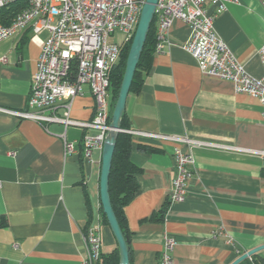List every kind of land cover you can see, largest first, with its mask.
Segmentation results:
<instances>
[{
  "label": "crops",
  "instance_id": "0c3cea01",
  "mask_svg": "<svg viewBox=\"0 0 264 264\" xmlns=\"http://www.w3.org/2000/svg\"><path fill=\"white\" fill-rule=\"evenodd\" d=\"M207 8L214 10L211 3ZM215 30L249 74L264 76L261 0L228 3ZM190 36V25L175 20L141 90L128 95L124 131H133L131 157L142 170L139 190L124 208L130 264H160L166 235L176 240L173 264H232L264 244V108L231 81L203 74L184 48ZM47 37L27 28L0 41V108H27ZM55 110L62 114V105ZM70 114L93 120L88 87L73 99ZM136 131L207 144L190 147ZM94 133L89 126L45 127L0 109V264H82L83 234L92 224L100 226L102 254L118 247L101 219L102 148L84 154L83 138ZM65 140L74 143L72 153H65ZM176 148L195 156L181 202L169 199ZM258 253L264 256V249Z\"/></svg>",
  "mask_w": 264,
  "mask_h": 264
},
{
  "label": "built area",
  "instance_id": "2783aa9c",
  "mask_svg": "<svg viewBox=\"0 0 264 264\" xmlns=\"http://www.w3.org/2000/svg\"><path fill=\"white\" fill-rule=\"evenodd\" d=\"M18 1L26 7L9 24L0 23V41L21 30L30 29L34 36L43 32L48 37L43 44L37 71L25 110H1L23 119H31L43 126L62 123L92 127L94 134L83 138L84 154L102 148L110 130L112 98L110 71L118 62L122 47L136 32L141 10L146 0H0V9ZM236 0H158L155 12L157 49L169 42L172 23L179 19L191 27V36L184 48L196 59L203 74L231 81L236 92L256 97L264 108V76L249 74L245 65L215 30L216 18ZM264 5V0H261ZM211 3L213 11L207 8ZM120 36H122L120 38ZM261 53L264 58V48ZM6 61V58H3ZM88 87L95 100V115L91 122L71 118L73 99ZM61 104L62 114L55 110ZM264 114V112H263ZM129 133L133 131L127 130ZM143 137L169 138L187 143L190 147L207 144L181 136H165L136 131ZM74 143L65 140V153H72ZM264 155V151L259 152ZM195 156L176 148L172 202L184 201L187 182L193 173ZM1 185V182H0ZM87 257L82 264H101L102 238L98 224L89 225L83 234ZM165 249L160 264H173L175 238L165 236ZM252 260V256L249 257Z\"/></svg>",
  "mask_w": 264,
  "mask_h": 264
},
{
  "label": "trees",
  "instance_id": "16d2710c",
  "mask_svg": "<svg viewBox=\"0 0 264 264\" xmlns=\"http://www.w3.org/2000/svg\"><path fill=\"white\" fill-rule=\"evenodd\" d=\"M26 7L24 1H18L0 9V23L9 25L16 16ZM135 33L126 41L122 47L121 55L118 63L112 69L110 73L111 82V98H112V111L114 109L115 102L118 98L120 87L123 81L124 72L126 68V61L128 54L134 39ZM157 25L156 18L151 24L147 39L141 57L139 59L134 78L130 87L131 92H138L141 90L144 83L145 76L149 73L153 57L157 49ZM123 130L128 129L125 113L122 119ZM132 135L126 131L119 133L116 143V149L113 158V164L110 173V196L112 206L127 240L128 246L130 243V234L125 222L124 208L129 204L136 196L139 190L138 175L142 172L132 160ZM167 208H163V211ZM101 219L104 223L109 225L106 214L101 206ZM101 261L103 264H119V248L117 247L113 252L108 254H102ZM241 264H264V256H260L259 253L252 255V260L247 258L242 261Z\"/></svg>",
  "mask_w": 264,
  "mask_h": 264
},
{
  "label": "water",
  "instance_id": "95a60500",
  "mask_svg": "<svg viewBox=\"0 0 264 264\" xmlns=\"http://www.w3.org/2000/svg\"><path fill=\"white\" fill-rule=\"evenodd\" d=\"M158 0H146L140 14V19L134 35V39L126 61L123 81L120 87L118 98L115 102L111 116L110 130L105 138L102 148V167L100 176V199L104 213L106 214L109 226L116 238L119 248V264H130V249L124 233L121 229L117 216L112 206L110 196V173L113 164L114 153L119 133L123 132L122 119L126 110L130 87L134 74L143 51L151 24L155 17ZM264 249V244L242 254L232 264H239L241 261Z\"/></svg>",
  "mask_w": 264,
  "mask_h": 264
},
{
  "label": "rangeland",
  "instance_id": "374dc122",
  "mask_svg": "<svg viewBox=\"0 0 264 264\" xmlns=\"http://www.w3.org/2000/svg\"><path fill=\"white\" fill-rule=\"evenodd\" d=\"M121 37H122V36H120V38H121ZM118 61H119V60H118ZM117 63H118V62H117ZM117 63H116V64H117ZM116 64H115V65H116ZM115 65L112 67V69L115 67ZM112 69H111V71H112ZM111 71H110V73H111ZM112 112H113V111H112ZM111 116H112V115H111ZM102 148H103V147H102Z\"/></svg>",
  "mask_w": 264,
  "mask_h": 264
}]
</instances>
